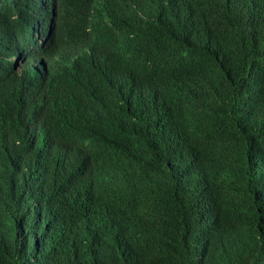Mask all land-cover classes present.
Masks as SVG:
<instances>
[{
  "label": "trees",
  "instance_id": "obj_1",
  "mask_svg": "<svg viewBox=\"0 0 264 264\" xmlns=\"http://www.w3.org/2000/svg\"><path fill=\"white\" fill-rule=\"evenodd\" d=\"M0 264H264V0H0Z\"/></svg>",
  "mask_w": 264,
  "mask_h": 264
}]
</instances>
